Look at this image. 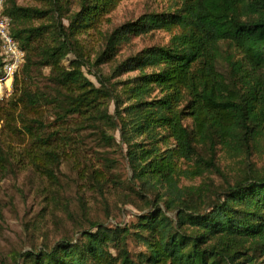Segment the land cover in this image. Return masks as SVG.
<instances>
[{"label": "trees", "instance_id": "1", "mask_svg": "<svg viewBox=\"0 0 264 264\" xmlns=\"http://www.w3.org/2000/svg\"><path fill=\"white\" fill-rule=\"evenodd\" d=\"M41 1L39 8L4 2L25 60L0 104V173L22 164L55 184L62 162L82 164L88 190L103 197L137 186L149 211L138 216L133 233L92 223L80 241L26 252L15 263L264 264V173H243L217 187L179 185L181 177L220 173L213 161L217 146L238 156L264 138V0H182L176 14L117 28L95 63L76 36L122 0H78L73 13L67 0ZM156 30L177 33L168 46L119 63L112 78L139 73L119 90L90 70L110 59L126 35ZM221 43L239 58L223 54ZM35 77L46 84L38 87ZM88 133H96L101 149L120 146L118 133L130 177L120 179L115 158L89 150ZM187 163L192 166L183 169ZM131 235L145 247L137 259L127 248Z\"/></svg>", "mask_w": 264, "mask_h": 264}, {"label": "rangeland", "instance_id": "2", "mask_svg": "<svg viewBox=\"0 0 264 264\" xmlns=\"http://www.w3.org/2000/svg\"><path fill=\"white\" fill-rule=\"evenodd\" d=\"M16 1L19 5L28 7L43 6L41 0ZM67 1L68 3L64 4L67 5L68 12L79 10L78 0ZM181 4L182 0H122L101 17L95 26L80 31L76 37L92 63H95L98 55L104 50L105 39L117 28L135 24L149 15L176 14ZM68 12L65 15H69ZM63 24H66L65 20ZM175 33L177 31L167 33L156 30L141 36L128 34L116 45L110 59H105L102 64L96 63L97 67L90 70L99 73L101 79H108L109 84L119 90L120 83L137 77L139 73L134 70L112 78V70L119 63L135 58L146 49L168 46ZM220 49L223 54L230 55L233 59L239 58L238 52L229 43H221ZM71 59L72 57L68 56L62 64L68 66ZM84 72L86 74V71ZM42 73L44 77L49 75L47 68L43 69ZM87 78L98 86L96 78L90 75H87ZM33 82L38 83V87L46 84L43 77H35ZM109 111L114 112L112 103ZM185 123L188 124L189 121ZM87 135L89 150H94V154L105 152L104 154L107 153L118 161L116 173L120 179L124 180L131 176L124 159L125 148L119 143L118 133L113 135L116 144L120 146H114L112 149H101L94 139L96 133ZM199 152L202 156L209 157L204 148ZM213 161L220 173L206 170L201 177L194 179L181 177L179 185L184 187L212 184L217 187L223 186L225 182L233 183L243 173H264V138L260 137L253 141L246 153L238 156L217 146ZM189 166H192V163H187L183 169ZM83 168L82 164L78 167L73 162H62L58 167V180L55 184L22 164L12 166L6 174L0 173V264H16L15 258L18 255L51 249L65 239L80 241L81 232L87 231L92 223L128 228L131 233L136 231L134 227L138 216L149 211L137 195L138 187L125 186L105 193L102 197L88 190L82 179ZM160 207L162 208V205ZM127 248L133 259H137L139 254L145 252L143 244L133 235L128 238Z\"/></svg>", "mask_w": 264, "mask_h": 264}, {"label": "built area", "instance_id": "3", "mask_svg": "<svg viewBox=\"0 0 264 264\" xmlns=\"http://www.w3.org/2000/svg\"><path fill=\"white\" fill-rule=\"evenodd\" d=\"M4 2L0 0V104L10 97L14 77L25 60V53L11 36V19L4 14Z\"/></svg>", "mask_w": 264, "mask_h": 264}]
</instances>
